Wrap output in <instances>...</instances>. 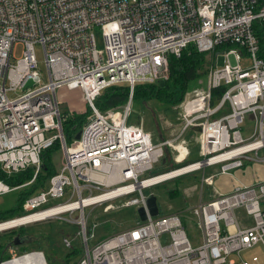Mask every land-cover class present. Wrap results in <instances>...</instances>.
<instances>
[{"label": "built area", "instance_id": "obj_1", "mask_svg": "<svg viewBox=\"0 0 264 264\" xmlns=\"http://www.w3.org/2000/svg\"><path fill=\"white\" fill-rule=\"evenodd\" d=\"M256 20L264 23V0H0V169L10 175L33 168L31 179L20 185L0 180V195L31 183L41 168V153L56 141L62 151L59 169L24 199V214L0 221H11L1 230L26 224L30 221L12 222L33 214L39 216L31 222L73 223L81 242L74 264H236L234 253L264 246V179L221 192L213 185L214 174L203 175L202 183L212 187L214 196L189 210L201 233L197 244L177 213H147L145 220L90 243L94 234L84 212L127 195L128 205L145 206L149 194L143 189L155 183H139L163 173L143 176L166 148L172 150L177 169L188 168L181 174L207 165L229 173L243 168L245 161L264 162L258 155L264 150V59L258 56ZM96 26L102 48L96 45ZM17 43L22 49L15 57ZM36 43L42 46L43 73ZM189 45L210 53L215 62L205 87L182 102L177 134L154 142L142 126L128 122L133 88L165 80L169 56H179ZM243 55L250 60L248 67L240 64ZM28 79L32 84L24 86ZM117 84L129 88L126 104L120 110H99L95 97ZM63 86L79 88L90 108L79 138L71 142L64 136L56 97ZM17 89L24 92L8 96ZM246 115L254 128L244 137L240 126ZM192 131L198 134L200 158L185 163ZM238 209L252 221L241 222ZM62 243L73 245L66 236ZM14 246L6 245L9 256L0 264L33 253L48 264L42 252L17 253ZM251 261L259 257L253 255ZM240 263L250 264L242 258Z\"/></svg>", "mask_w": 264, "mask_h": 264}, {"label": "rangeland", "instance_id": "obj_2", "mask_svg": "<svg viewBox=\"0 0 264 264\" xmlns=\"http://www.w3.org/2000/svg\"><path fill=\"white\" fill-rule=\"evenodd\" d=\"M95 41L98 48H102V35L98 26L94 29ZM22 44L17 43L14 46L15 57L21 53ZM36 58L38 61V69L43 73L45 70L44 58L42 52V46L39 43L34 45ZM206 63L202 68V73L197 76L194 80L189 81L186 89L178 87L172 88V93L176 103H171L165 100H159L152 96H141L133 97L131 100V108L129 111L128 122L132 124H139L142 128L148 131L154 142H158L165 138L173 137L177 134L180 115L182 109V102L188 99L194 90L203 89L206 84L208 69L211 64L215 62V58L210 53L205 54ZM240 64L242 67H248L250 60L246 56L240 57ZM24 91L22 89L8 91L9 97H15ZM99 95V94H98ZM97 95V96H98ZM56 97L59 102V108L61 113L68 114L67 112H82L87 111V103L82 97V93L79 88H68L66 86L60 87L56 90ZM126 104V103H125ZM124 104V105H125ZM113 107L104 111L120 110L123 106ZM240 128L242 129V135L248 136L254 128V121L249 115H246ZM189 140L190 155L188 161L200 158L198 156V134L190 132L187 135ZM192 150V151H191ZM259 156H264V150H259ZM50 160L55 170L59 169L62 160V151L59 147L50 149ZM256 161H245L244 166L253 165ZM253 163V164H251ZM257 164L264 165V162H256ZM178 165L174 161V155L172 150L166 148L161 159L154 164V169L145 173L143 176L151 173H161L169 169H174ZM208 171L204 170H193L184 172L182 174L171 177L164 181L152 184L147 188L143 189L147 194L153 193L156 196V201L159 208L160 214L177 213L182 218L186 233L193 244H197L201 241V233L198 229L195 221L190 216L189 210L195 205L200 199H211L214 194L213 190L210 196L206 194V187L208 184L202 183L201 179L203 175H207ZM16 191L12 190L6 194L0 195V210H7L8 208H14L16 204L15 200ZM131 195L114 198L108 201H104L99 204H95L84 208L86 226L92 228L93 237H90V243L102 239L103 237L112 234L118 230L127 228L134 224L138 219L136 207L127 204V200ZM236 215L241 222H251L250 216H248L242 209L236 210ZM32 219L26 224L19 227H15L7 230H0V259L8 257L9 254L6 250L7 238L9 231H16L29 234V241L20 243L14 246L13 249L17 253H23L25 251L37 250L46 253L47 258L50 261L60 260L65 255V246L62 243L64 236L70 238L73 245L79 246L80 253V236L77 229L74 228L73 223L63 221L60 223L57 219L50 220H38L31 222ZM62 226V228L59 227ZM91 225V226H90ZM21 229V230H19ZM62 229V231L60 230ZM57 231H61L60 233ZM80 253H74L71 255L73 261L80 257ZM257 255L259 261H251V257ZM236 259V264L240 263V258L246 259L250 264H264V246L257 244L252 248L242 250L240 253H234L232 255ZM46 258V257H45ZM48 263V259H46Z\"/></svg>", "mask_w": 264, "mask_h": 264}, {"label": "trees", "instance_id": "obj_3", "mask_svg": "<svg viewBox=\"0 0 264 264\" xmlns=\"http://www.w3.org/2000/svg\"><path fill=\"white\" fill-rule=\"evenodd\" d=\"M253 30L260 45L258 56L264 59V23L260 22L259 20L254 21ZM205 54H206L205 52L197 51L192 45L185 47L179 56H175L171 54L169 56L168 76L164 80V84L161 85L159 82L138 83L133 88L131 100L133 97L137 98L141 96H152L159 100H165V101L169 100V102L171 103H176L175 100H179V99H174V95L171 91L172 88L178 87L181 89H186L189 84L188 82L194 80L197 76H199L202 73L203 71L202 68L206 63ZM217 93L218 91L216 92V94ZM128 99H129L128 86L125 84H117V85L108 86L105 89H103V91L98 96L95 97L94 104L99 110L104 111L109 108L120 107L124 105L128 101ZM87 109H88L87 111H82L79 113L75 112V114L72 112L71 113L67 112L68 114H65L64 112L62 113L63 132L67 142H71L74 139L75 134L78 131H80L82 125L87 119L88 114L90 113L89 106H87ZM54 147H59L57 141L51 147L47 148L41 153V168L36 174L34 180L27 185L14 189L16 191L15 194L16 204L14 208H8L7 210H0V221L9 218H14L24 214V210L22 208V203L24 199L28 195L43 188L46 185L47 179L55 171V168L53 167V164L50 160V149ZM176 164L178 165V163ZM32 176H33L32 167L26 168L25 170H22L16 174H10V175L4 173L0 169V180L4 181L10 186L20 185L31 179ZM58 221L60 223L62 222L60 220ZM73 225L74 228L78 230L77 225L75 224ZM59 227L62 228V226L60 225ZM60 230L62 231V229ZM17 234L20 239V242L18 244L29 241L30 237L28 236L30 235L29 234L25 235L24 233H22V230L20 232L9 231L7 244L13 242V238ZM18 244H16L15 246H17ZM79 251H80L79 246L72 245L69 248L65 247L64 249L65 255L62 256L60 260L50 261L49 258H47L46 253L44 254V256L46 257V259H48V264H57V263L70 264V262L72 261L70 260L71 259L70 256L77 252L79 254L80 253ZM75 262L76 260L73 261L72 264H74Z\"/></svg>", "mask_w": 264, "mask_h": 264}, {"label": "crops", "instance_id": "obj_4", "mask_svg": "<svg viewBox=\"0 0 264 264\" xmlns=\"http://www.w3.org/2000/svg\"><path fill=\"white\" fill-rule=\"evenodd\" d=\"M193 160H196V158ZM203 170L208 171L207 175L214 174L213 185L216 189H218L221 192H228L234 187V185H238L240 183L251 184L258 179H264V165L257 163H254L253 165L248 164V166H245L243 168L241 167V168L233 169L229 173H218V167L213 165H207ZM206 188H207L206 194L209 197L210 194L212 193V187L207 186ZM200 200L205 201L208 199H200Z\"/></svg>", "mask_w": 264, "mask_h": 264}, {"label": "bare ground", "instance_id": "obj_5", "mask_svg": "<svg viewBox=\"0 0 264 264\" xmlns=\"http://www.w3.org/2000/svg\"><path fill=\"white\" fill-rule=\"evenodd\" d=\"M180 155H179V157H180ZM176 169H177V167H176ZM187 169L188 168H186V167H182V168H179L177 170L170 171L168 173L163 172L164 174L161 173V175H158L154 178L146 180L143 183H139V185L144 186V185H148L149 183H158V182L164 181L166 179H170L171 177H174L177 174H181V172L186 171ZM117 190H118L117 188H113V192H116ZM38 216H39V214L28 215V216H25L23 218H19V219L14 220L12 222V224L22 223V222L30 220V219L35 220V219H38ZM138 219H139V217H138ZM10 222L11 221H8L6 223L10 224ZM6 223H0V230L8 226ZM41 260H42V255L33 253V254H27L26 256L21 257V258H17L16 260L12 261L10 264H42Z\"/></svg>", "mask_w": 264, "mask_h": 264}, {"label": "water", "instance_id": "obj_6", "mask_svg": "<svg viewBox=\"0 0 264 264\" xmlns=\"http://www.w3.org/2000/svg\"><path fill=\"white\" fill-rule=\"evenodd\" d=\"M159 83L161 85L164 84V80H160ZM32 84V80L31 79H28L25 83L24 86H29ZM75 138L78 139L79 138V131L75 134ZM136 212H137V215L139 217V219L141 221L145 220L146 217H147V213L150 215V216H156L159 214V208H158V204H157V201H156V196L155 194L153 193H150L146 199H145V206L144 205H140L138 207H136ZM20 242V239H19V236L18 234L15 235L14 239H13V244H18ZM57 264H64V263H57Z\"/></svg>", "mask_w": 264, "mask_h": 264}]
</instances>
